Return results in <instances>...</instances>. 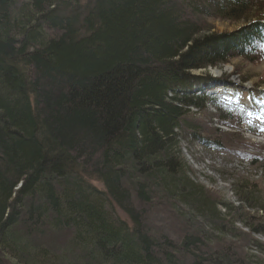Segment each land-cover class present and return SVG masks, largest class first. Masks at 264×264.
<instances>
[{
    "label": "trees",
    "instance_id": "16d2710c",
    "mask_svg": "<svg viewBox=\"0 0 264 264\" xmlns=\"http://www.w3.org/2000/svg\"><path fill=\"white\" fill-rule=\"evenodd\" d=\"M89 1L79 35L75 0H0V264L1 255L15 264H248L239 230L220 213L239 207L192 179L180 139L198 131L187 115L206 95L197 90L193 103L189 70L245 56L231 34L195 38L193 18L264 13L263 1ZM244 33L251 59L264 46V18ZM227 79L213 103L238 92ZM234 187L262 215L233 218L264 232L254 219L264 221L262 189L248 179ZM161 210L181 242L155 225ZM45 230L68 237L76 259L36 245Z\"/></svg>",
    "mask_w": 264,
    "mask_h": 264
},
{
    "label": "rangeland",
    "instance_id": "374dc122",
    "mask_svg": "<svg viewBox=\"0 0 264 264\" xmlns=\"http://www.w3.org/2000/svg\"><path fill=\"white\" fill-rule=\"evenodd\" d=\"M262 1L263 3L260 5H264V0ZM261 10H264V7H262ZM258 17L264 18V13L255 8L245 17L238 20L207 16H201L198 17V19L200 20L203 33H218L234 30L248 20H253ZM193 73L197 75L200 73L203 74L202 70H195ZM221 74H223L222 76H227L228 81L234 80L233 82L237 83L235 86L238 88L241 87V85L239 86L238 84H243L249 89H264V52L258 53L257 56L251 59H231L229 63L213 67L210 70L212 78L220 76ZM209 86H206L207 88L204 90L209 91L211 89ZM194 95L196 96L197 93L192 94V96ZM196 110V108L192 107L187 116L197 119L199 125H196V127L199 129L202 137L207 138L209 142L215 140V142L220 144V147H205L204 142H198L196 140L191 141L190 139H188V141L182 140V157L190 169V176L192 179L202 184L207 193L213 197L228 200L233 204L239 203V198L233 185L243 179H248L250 182L256 183L263 188L262 193L256 194L263 198L264 131H261V129H264V113H258L254 117L246 119V122L241 124L240 119L229 117L225 112H216L211 105H208L207 108L198 114ZM250 129H254L255 132H249ZM202 143H204V145ZM251 146L255 147V149L251 148ZM244 148L254 150L255 152L249 150L243 151L244 153L240 152L242 151L241 149ZM93 183L97 187L103 188L100 181L93 180ZM154 215V218H156L155 225L163 229L169 238H174L178 241L182 239L184 233L173 230L170 214L166 215L161 210L157 211L156 214L154 213ZM255 215L260 216L262 213ZM196 224L197 221H193L191 225L194 226ZM27 226L30 227L29 224L20 225V232L31 231ZM44 232L45 233H40L35 236L34 240L36 245L47 248L51 253L57 256L56 258L58 261L63 260L67 252H69V259H76L75 253L70 250H64L68 249L70 244L68 237L65 236V238H61V233L57 231H55V234H51L47 230ZM247 233L248 235L246 236H249L250 239H256L260 241L261 245L264 244L263 235L255 234L250 230H248ZM27 240L29 241L28 237ZM28 241L19 238V245L24 250L29 251L30 241ZM235 243L239 246V251L250 259L248 264H264V254L259 252L254 244H249L248 241L245 240H236ZM21 247L20 250L22 252L23 249ZM1 258L3 264H15L16 261L4 255H1Z\"/></svg>",
    "mask_w": 264,
    "mask_h": 264
},
{
    "label": "bare ground",
    "instance_id": "6f19581e",
    "mask_svg": "<svg viewBox=\"0 0 264 264\" xmlns=\"http://www.w3.org/2000/svg\"><path fill=\"white\" fill-rule=\"evenodd\" d=\"M90 2L89 0H75V3L76 5H74L73 7V12L75 14L78 15V20L77 22H75L74 24V27L76 29V31L79 33V35H84L87 30H88V26H87V22H85V20L87 21V16H86V11H84V6L85 5L87 8L89 7L90 5ZM81 11H84L81 13ZM222 19H230V20H238V19H241V17H224ZM193 20H195L197 22V20L199 21V23L197 22V25L198 27L201 25L200 24V20L198 19V16H196V18H193ZM251 20H248L247 22H245L243 25L239 26L238 28L234 29V30H231V31H227V32H218V33H228V34H231V36H234L237 38V45L240 46V53L245 55V56H237L235 55L234 56V59L235 58H244V59H250L248 57V53H249V50H250V47H249V40H251L250 38V33H244V34H239V32H241V30L243 29V26L248 24ZM203 29H201V31H199V33L197 34V37L195 38H198V39H202L204 37L205 34H211V33H214V32H210V33H203L202 32ZM217 33V32H216ZM239 34V35H238ZM238 35V36H237ZM188 50V46H186L183 50H181V52H185ZM247 56V57H246ZM231 61V60H230ZM230 61L226 62V63H229ZM210 66L208 67H204V68H195V69H190L189 70V78L192 82V85H191V89H190V93H195L197 92V90H199L198 92H204L206 95H204L203 97V100H199L197 102V99L194 97L192 99L193 103H200V106L198 107H195L193 106L194 108H196V112L197 114L201 111H203L205 108H207L208 105H211L213 106V102L211 101L212 96L214 94H216L217 92H222L225 90V87H226V78H228L227 76H222L223 74H221L218 78V80H215V79H212L210 77L206 78L205 80L203 78H201L202 80H200L198 82V80L196 79V74L193 73V71L195 70H202L205 71L209 68ZM200 76V74H198ZM228 80V79H227ZM212 82H217L215 87L211 88L209 91L207 90H204L206 89V85L208 83H212ZM185 92V90H184ZM200 96V95H197V97ZM192 97V96H191ZM195 105V104H193ZM214 107V106H213ZM192 108V107H191ZM188 120V125L192 126V127H196V125H199L198 122H197V119L194 118V117H190V118H187ZM199 129L197 132H191V131H185V137L184 139H180V146H181V142L182 140L184 141H188V139H190L191 141H198V142H201L202 141V138L201 140L198 139L199 137ZM181 152H183V148L181 147L180 148ZM219 199V198H218ZM235 207H239V210H231V212H227L226 209L220 207V213H221V216L224 218V220L229 224V226L231 228H233V230H239L240 232V238L238 240H245V241H248V243H252L255 245L256 249L259 250V246L258 244H260V241L254 239H250L249 237L246 236V233L248 230H250V227L242 221H238V220H235L232 216V214H240L242 217H250L252 214H259V213H262L261 211H259V213H255L256 210L255 208H250L248 207L246 204H244V202H242L241 200H239V203L238 204H234ZM243 207L245 210H240V208ZM250 212V213H249ZM120 216L122 217V215L120 214ZM255 219V225L257 226L258 224H263L264 221H262V219H258V218H254ZM251 231V230H250ZM252 232V231H251ZM255 234H261L264 236V232H259V233H256V232H253ZM229 239L232 237V236H227ZM236 240V239H235ZM235 243V241H234ZM261 246V245H260ZM264 246V244H262V247ZM239 247V246H238ZM72 249L70 246H68V249H64V250H70Z\"/></svg>",
    "mask_w": 264,
    "mask_h": 264
},
{
    "label": "snow or ice",
    "instance_id": "6c2138e0",
    "mask_svg": "<svg viewBox=\"0 0 264 264\" xmlns=\"http://www.w3.org/2000/svg\"><path fill=\"white\" fill-rule=\"evenodd\" d=\"M261 131H264V129H261Z\"/></svg>",
    "mask_w": 264,
    "mask_h": 264
}]
</instances>
